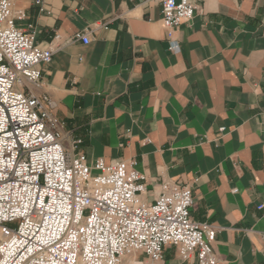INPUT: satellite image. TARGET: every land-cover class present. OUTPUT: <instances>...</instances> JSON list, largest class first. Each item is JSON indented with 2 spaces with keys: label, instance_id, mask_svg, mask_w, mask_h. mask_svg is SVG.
Wrapping results in <instances>:
<instances>
[{
  "label": "crops",
  "instance_id": "obj_1",
  "mask_svg": "<svg viewBox=\"0 0 264 264\" xmlns=\"http://www.w3.org/2000/svg\"><path fill=\"white\" fill-rule=\"evenodd\" d=\"M12 1L18 26L54 48L35 93L55 102L65 144L82 139L90 161L135 160L149 202L164 182L190 186L192 217L218 229L217 264H264V0H192L177 51L159 0H43V12ZM158 264L197 259L168 245Z\"/></svg>",
  "mask_w": 264,
  "mask_h": 264
},
{
  "label": "built area",
  "instance_id": "obj_2",
  "mask_svg": "<svg viewBox=\"0 0 264 264\" xmlns=\"http://www.w3.org/2000/svg\"><path fill=\"white\" fill-rule=\"evenodd\" d=\"M159 2L177 51L175 31L197 5ZM35 3L45 10L43 0ZM25 18L12 0H0V264H147L137 254L158 264L168 245L184 261L196 255L197 264H217L218 229L192 217L190 186L164 182L149 202L135 160L90 161L82 139L65 144L55 102L35 93L54 48L38 44L33 24L18 26ZM74 37L90 42L86 31Z\"/></svg>",
  "mask_w": 264,
  "mask_h": 264
}]
</instances>
